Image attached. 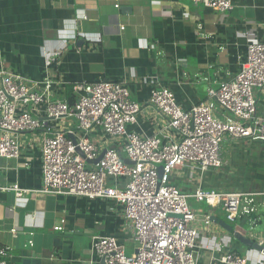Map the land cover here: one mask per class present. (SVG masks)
<instances>
[{"label": "crops", "instance_id": "1", "mask_svg": "<svg viewBox=\"0 0 264 264\" xmlns=\"http://www.w3.org/2000/svg\"><path fill=\"white\" fill-rule=\"evenodd\" d=\"M0 0V68L30 82H53L51 99L73 104L75 84L99 80L123 81L131 99L143 106L136 127L145 136L159 134L165 119L147 103L149 90L166 87L185 110L206 100L207 90L235 75L250 43L264 42V0H233L230 12H214L189 0ZM257 116L264 117V89L254 90ZM31 110V107L27 108ZM42 109V108H41ZM35 111V110H33ZM43 117L42 112L39 113ZM75 120L53 121L65 128ZM45 134L19 137L18 160L0 159V250L11 258L38 264H100L91 255L95 236H113L125 253L136 249L133 226L122 205L112 200L41 194V146ZM169 136L177 137L169 132ZM91 139L101 147H115L97 131ZM222 167L201 173L185 166L171 176V184L192 193L196 188L220 193H264V143L223 140ZM29 192L17 197L9 187ZM193 200V199H191ZM251 218L230 222L222 206L191 203L197 264L226 252L264 264L253 244L264 235V196L256 199ZM210 217L205 226L204 217ZM62 226L61 231L54 227ZM248 227V230H246ZM12 230L16 232L12 234ZM31 244V245H30Z\"/></svg>", "mask_w": 264, "mask_h": 264}, {"label": "built area", "instance_id": "2", "mask_svg": "<svg viewBox=\"0 0 264 264\" xmlns=\"http://www.w3.org/2000/svg\"><path fill=\"white\" fill-rule=\"evenodd\" d=\"M189 1L214 12L233 9V0ZM114 7L119 8L118 0ZM52 87L48 78L33 83L0 68V159L18 160L20 135L43 132V186L37 193L112 200L122 205L133 226L136 249L126 255L115 237H92L90 252L100 264H197L199 230L191 199L210 208L222 206L230 222L256 214V199L264 193H220L199 187L187 193L171 184V176L187 165L201 173L220 169L225 136L264 143V117L257 116L254 96L255 89H264V42L248 44L239 71L217 88H209L206 100L187 110L170 89L151 88L147 103L166 121L164 129L153 136L131 130L144 108L131 99L126 82L77 83L73 104L52 100ZM62 120L76 123L69 128L50 124ZM97 131L118 140L123 156L115 147L93 142L91 136ZM8 189L17 197L29 192L17 185ZM203 223L208 226L210 217H204ZM54 230L61 231L62 226ZM12 234L16 232L12 230ZM255 241L264 256V235ZM7 258H11L8 249L0 250V264H6ZM210 264L250 263L226 252L211 256Z\"/></svg>", "mask_w": 264, "mask_h": 264}, {"label": "water", "instance_id": "3", "mask_svg": "<svg viewBox=\"0 0 264 264\" xmlns=\"http://www.w3.org/2000/svg\"><path fill=\"white\" fill-rule=\"evenodd\" d=\"M101 158V157H100ZM100 158L97 160V161H95V163H97L99 160H100ZM125 162L127 163V164H130V162L128 161V160H125ZM161 168H159V174L161 175ZM236 237H237V239H239L241 242H243V243H246V244H248V245H250V246H253L254 248H256V249H258V250H261V248H259L256 244H253L248 238H245L244 236H242V235H237L236 234ZM39 263V261H37V260H31V259H23L22 261H21V264H38Z\"/></svg>", "mask_w": 264, "mask_h": 264}, {"label": "trees", "instance_id": "4", "mask_svg": "<svg viewBox=\"0 0 264 264\" xmlns=\"http://www.w3.org/2000/svg\"><path fill=\"white\" fill-rule=\"evenodd\" d=\"M6 264H19V261L16 259H13V261H8L6 262Z\"/></svg>", "mask_w": 264, "mask_h": 264}, {"label": "rangeland", "instance_id": "5", "mask_svg": "<svg viewBox=\"0 0 264 264\" xmlns=\"http://www.w3.org/2000/svg\"><path fill=\"white\" fill-rule=\"evenodd\" d=\"M226 138H228L227 136H225V139L224 140H226ZM109 141H112L111 139H109ZM189 202H190V204L192 203H194V200H189ZM193 206H196L195 204H193ZM131 223V222H130ZM246 230H248V227H246ZM126 255H129V253H127Z\"/></svg>", "mask_w": 264, "mask_h": 264}]
</instances>
